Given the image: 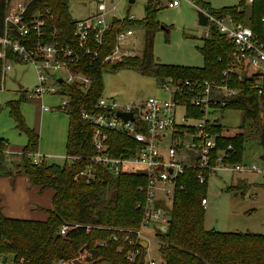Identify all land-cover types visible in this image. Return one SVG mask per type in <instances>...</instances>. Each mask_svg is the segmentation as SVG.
I'll return each instance as SVG.
<instances>
[{"label": "trees", "instance_id": "obj_1", "mask_svg": "<svg viewBox=\"0 0 264 264\" xmlns=\"http://www.w3.org/2000/svg\"><path fill=\"white\" fill-rule=\"evenodd\" d=\"M10 1L0 0V36L5 31L4 16ZM245 2L240 0L239 7L220 11L211 10L203 1L201 5L217 16H231L236 22L250 27L253 34L264 41V29L260 21L264 17V0H252L248 14L243 10ZM159 4L158 0H150L145 6L143 20L139 22L144 32L141 56L122 57L114 65L106 67H101L100 63L90 64L89 57L81 56L74 70L90 79L89 90L83 94L76 85L60 87L58 94L69 95L71 103V111L65 113L68 116L65 154L81 158L71 166L34 164L30 156L37 153L39 137L26 126L21 115L20 105L26 98L23 90L20 91L23 93L20 100L6 103L16 129L26 138L19 161L21 172L28 177L31 185L51 189L54 196L52 210L48 212L45 222L10 219L2 216L0 211V254L5 259L11 256L15 261L22 259L25 264L72 263L76 259L84 264H127L124 254L130 247L123 242L124 236L133 238L140 226L141 214L135 210V205L143 200L138 188L145 179L138 175L114 176L104 168L96 167L95 178L90 182L87 183L83 178L74 180L77 173L92 164L89 159L96 155L91 143V126L81 120L79 110L85 108L89 111L101 97L103 72L111 73L125 67L137 69L143 75L162 78L160 81L172 78L220 83L222 72L231 65L234 51V46L212 27L210 36L204 39L202 68L157 64L153 58V41L159 29L155 15ZM36 15L51 18L45 20L44 36L40 39L33 35L29 38L18 36L21 44L32 46L37 42H50L54 31L59 32L56 40L60 43H71L76 20L70 17L67 0H30L24 20L31 21ZM246 16L248 24L244 21ZM133 25L134 22L127 19L112 22L104 38L100 59L114 49L117 30ZM9 32L13 34L12 30ZM7 57L11 62H17L16 56L10 52ZM1 71L0 61V79ZM232 80L230 86L238 91V95L226 108L243 109L246 118L259 120V115H264V95L258 98L252 88L255 77L243 76L241 81L233 77ZM214 132L219 136L217 145L220 149L229 145L233 148L229 163H241L243 135H229L220 125L215 126ZM109 136L112 156L125 154L129 157L133 154L125 149H131L133 143L113 133ZM179 181L180 187L170 209L169 227L165 233L158 234L162 264H264V236L207 230L204 208L201 206V201L205 199L206 184H199L192 171H186ZM63 226L69 229L61 236L59 231ZM112 236H118V242ZM97 241L104 245H97ZM119 246L121 250L118 251ZM82 248L84 250L80 254Z\"/></svg>", "mask_w": 264, "mask_h": 264}, {"label": "built area", "instance_id": "obj_2", "mask_svg": "<svg viewBox=\"0 0 264 264\" xmlns=\"http://www.w3.org/2000/svg\"><path fill=\"white\" fill-rule=\"evenodd\" d=\"M91 1L93 9L86 18L76 21L71 43H60L56 40L59 32L54 31L50 42H37L32 46L21 44L17 37L29 38L33 35L38 39L42 38L45 20L51 18L36 15L27 22L24 14L30 0L25 6L14 7L7 4L5 31L0 36L2 72L5 76L12 69L11 64H31L36 72L37 85L32 95L28 96L29 99L41 101L43 95H59L61 86L71 85H76L85 94L89 90L90 79L74 70L81 56L89 57L90 64L100 63L101 67L114 65L122 57L131 56L132 49L122 45L134 36V32L130 28H119L115 34L114 49L100 59L104 38L112 22L123 19L132 21V17H116L117 8L113 0ZM201 1L203 0H163V4H160L167 9L178 8L183 3L189 5L207 19L204 39L210 36L213 27L234 46L231 65L222 72L220 83L167 78L160 82V90L167 98L152 96L138 103L123 105L115 99L101 96L89 111L85 108L79 110L81 120L91 126V143L96 155L89 159L92 164L77 173L74 180L83 178L87 183L90 182L95 178L96 167L104 168L114 176L144 177V184L138 188L143 200L135 205V210L141 214L138 229L142 231L153 230L156 234L167 231L173 197L180 187L179 178L186 171H192L201 185L207 184L209 177L220 171L264 177V170L253 163H229L233 148L229 145L220 149L217 145L219 136L214 132L216 125L222 126L217 113L237 98L238 91L230 86L233 77L237 81H241L243 76L255 77L252 88L258 98L264 95V41L255 36L250 27L236 22L231 16L215 15L202 6ZM248 2L252 3V0ZM260 21L264 29V17ZM8 52L16 56V63L8 59ZM61 72L66 77L59 75ZM57 78L61 79L60 85H57ZM59 97L63 100L60 105L49 108L41 104V110L69 113L70 96L62 94ZM118 113L131 114L132 120H124ZM112 133L133 143L131 149L125 148L133 152L131 156L111 155L109 135ZM30 157L34 164H43L41 156L33 154ZM80 159L67 156L68 166ZM206 204V199H203L201 206L204 208ZM68 229L63 226L59 234L64 236ZM113 240L116 241L117 238ZM141 240L142 233L139 231L135 232L133 238L125 236L124 242L130 247L124 254L127 264H145L143 250L139 246ZM97 245L104 244L98 242ZM0 264L25 262L22 259L5 260L0 254Z\"/></svg>", "mask_w": 264, "mask_h": 264}, {"label": "rangeland", "instance_id": "obj_3", "mask_svg": "<svg viewBox=\"0 0 264 264\" xmlns=\"http://www.w3.org/2000/svg\"><path fill=\"white\" fill-rule=\"evenodd\" d=\"M150 0H134L129 4L128 0H113L116 5V17L123 19L132 17L134 25L130 29L134 32L128 42L122 46L131 50V56H141L144 44V32L140 27L145 15V6ZM28 0H11L14 6H25ZM204 5L211 10L239 7L240 0H203ZM163 4V0H160ZM68 10L72 20L86 18L93 9L91 0H67ZM244 12L249 13L251 4L246 0ZM182 4L175 9L156 6V20L159 29L155 32L153 41V58L162 66H180L200 69L204 66L202 49L204 47V34L206 28L198 25L196 10ZM246 16L244 21L249 23ZM163 27V29H161ZM12 69L4 76L1 71L0 79V164L2 170L7 171L12 157L20 153L26 145L24 134L18 132L6 107L8 101L20 100L21 94L27 98V102L20 105V112L26 126L33 129L39 137V152L43 155H59L62 158L57 161L46 159V163L58 162L65 164L64 141L68 131V116L63 111L41 113L40 105L54 108L63 101L59 95L46 94L41 101L29 99L37 85V76L31 64H11ZM59 75L66 77L65 73ZM149 75L141 74L134 68H120L115 72H103L101 75V96L112 98L123 105L141 102L155 96L167 98L160 90V80ZM51 84V81H50ZM49 84V85H50ZM21 87V89L19 88ZM23 90V93L20 91ZM225 108L217 113L218 120L229 135H243V160L245 164H255L264 170V161L261 160L263 148L261 131L264 125V115H259L255 121L245 117L243 109ZM181 112L178 113L180 115ZM236 187V188H231ZM204 225L207 230H215L220 233H250L264 236V177L258 174L237 175L228 172L212 174L205 186ZM106 196H109L107 192ZM142 239L147 242L148 248L143 256L145 264H162L163 259L159 248L161 243L153 230H141ZM118 236H112V239ZM125 239V236H124ZM118 242V239L116 240ZM124 242V241H123ZM98 243V241H97ZM117 250H121V246ZM13 259L7 256V260Z\"/></svg>", "mask_w": 264, "mask_h": 264}, {"label": "crops", "instance_id": "obj_4", "mask_svg": "<svg viewBox=\"0 0 264 264\" xmlns=\"http://www.w3.org/2000/svg\"><path fill=\"white\" fill-rule=\"evenodd\" d=\"M27 101V98H25V102ZM39 110L43 113L40 107ZM31 130L34 132L33 129ZM65 142L66 138L64 147ZM0 143L5 144L6 150L5 141L0 139ZM22 150L19 154L14 155V157L8 154L11 161L9 168L12 174L10 176L3 174L7 171L2 170V165L0 164V211L2 216L10 219L45 222L48 219V212L52 210L54 191L51 189H40L39 187L31 185L28 177L21 172L19 167ZM42 153V151L39 152L37 150L35 154L42 157L43 164L45 165H68L67 162L65 164H59L58 162H50L47 164L46 159L57 161L62 156L43 155ZM64 160L67 161V156ZM5 260H7V257Z\"/></svg>", "mask_w": 264, "mask_h": 264}, {"label": "water", "instance_id": "obj_5", "mask_svg": "<svg viewBox=\"0 0 264 264\" xmlns=\"http://www.w3.org/2000/svg\"><path fill=\"white\" fill-rule=\"evenodd\" d=\"M128 2H129V4H132V3H134V0H128ZM144 9H145V8H144ZM192 11H194V9H192ZM196 14H197L198 25L205 27L206 24H207V19H206V17H205L201 12H196ZM161 29H163V27H161ZM60 84H61V79H60V78H57V85H60ZM19 88L21 89L20 86H19ZM118 116L121 117V118H123L124 120H128V119H129V120H132V115H131V114H128V115H122V114L118 113ZM260 139H261V142H262V148H263V155H262V157H261V160L264 161V126H263V128H262V133H261V138H260ZM17 173H18V172H17ZM3 174H4V175H7V176H10V175L12 174L11 169L9 168V169L7 170V172H4ZM212 231H214V229H213ZM139 246L142 248V250H143V256H144L145 251H146V249L148 248V244H147L146 241L141 240V241H139ZM83 250H84V248H82V249L80 250V254H82ZM72 264H84V263H81L79 259H76V260H74V261L72 262Z\"/></svg>", "mask_w": 264, "mask_h": 264}]
</instances>
